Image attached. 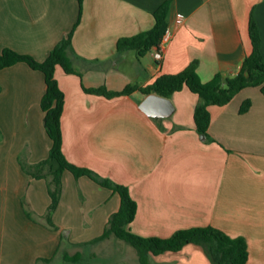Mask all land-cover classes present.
<instances>
[{
    "label": "crops",
    "instance_id": "1",
    "mask_svg": "<svg viewBox=\"0 0 264 264\" xmlns=\"http://www.w3.org/2000/svg\"><path fill=\"white\" fill-rule=\"evenodd\" d=\"M165 2L172 37L161 60H154V48L141 56L118 51L119 40L153 28V13ZM250 17L264 60V0H0V53L7 48L41 63L71 33L67 57L75 73L57 67L54 74L64 97L65 159L128 189L136 205L128 226L134 235L167 239L211 227L245 240L246 264H264V96L258 88L210 106L207 139L193 120L200 100L187 89L169 98L174 113L168 118L142 113L145 95L138 92L105 98L84 91L146 87L193 61L201 83L217 74L231 77L251 53ZM44 93L43 75L25 64L0 70V264H53L62 258L63 241L83 249L93 264L97 244L90 242L103 233L120 199L65 171L53 228L46 224L49 181L22 171L45 160L51 146L40 109ZM247 100L249 108L239 113ZM149 263L211 264L191 244L151 256Z\"/></svg>",
    "mask_w": 264,
    "mask_h": 264
},
{
    "label": "trees",
    "instance_id": "2",
    "mask_svg": "<svg viewBox=\"0 0 264 264\" xmlns=\"http://www.w3.org/2000/svg\"><path fill=\"white\" fill-rule=\"evenodd\" d=\"M80 4L83 0H77ZM169 3L162 4L154 13L153 28L143 34L117 42L118 51H136L139 56L155 48L167 27L166 16ZM248 35L251 42V53L247 55L238 72L231 77L215 75L207 83H201L196 68L197 62H191L184 70L173 75H160L146 87L127 86L121 92H109L104 88L84 90L88 94L113 98L128 96L133 92L141 95L156 94L169 99L174 93L187 89L196 95L200 103L195 107L193 120L196 132L207 139V129L210 124V106L222 107L227 105L234 96L245 88H258L264 96V60L260 52V35L252 17L248 23ZM71 33L60 40L49 52L44 62H37L32 57L21 55L11 49H3L0 53V70L17 64H25L31 70L43 75L45 93L40 100L43 113V127L50 140L48 156L38 164L29 166L26 172L35 180H48V195L50 205L45 218L46 224L53 228L51 214L56 209L61 193L62 174L67 171L75 178L87 177L99 186L116 193L120 206L112 214L103 233L90 242L95 245L110 238L117 239L132 247L137 254L139 264H150L151 256L164 253H175L186 245L200 247L211 264H246L248 252L243 238H230L221 231L206 227L177 231L167 239L142 238L134 235L128 228L132 222L136 205L131 199L128 189L101 179L90 170L78 168L70 164L62 153V137L60 118L63 110L64 97L55 79V69L60 67L65 74H74L67 52L71 47ZM250 106L247 100L242 103L239 113H244ZM63 264H90L80 253L68 256L62 253Z\"/></svg>",
    "mask_w": 264,
    "mask_h": 264
},
{
    "label": "rangeland",
    "instance_id": "3",
    "mask_svg": "<svg viewBox=\"0 0 264 264\" xmlns=\"http://www.w3.org/2000/svg\"><path fill=\"white\" fill-rule=\"evenodd\" d=\"M148 56V55H147ZM22 167L27 168V166L22 165ZM24 173L28 170L23 169ZM80 193V192H78ZM69 245L63 241L60 253L62 255L65 252L68 256H73L75 253L83 254V249L68 248ZM93 251L94 258L90 259L93 264H139L136 251L125 244L122 241L114 239L113 237L106 242L99 243L91 249ZM84 256V255H83ZM86 257H83V259ZM53 264H63L62 259H55Z\"/></svg>",
    "mask_w": 264,
    "mask_h": 264
},
{
    "label": "water",
    "instance_id": "4",
    "mask_svg": "<svg viewBox=\"0 0 264 264\" xmlns=\"http://www.w3.org/2000/svg\"><path fill=\"white\" fill-rule=\"evenodd\" d=\"M139 110L149 118H168L174 113L170 99L149 94L140 102Z\"/></svg>",
    "mask_w": 264,
    "mask_h": 264
},
{
    "label": "built area",
    "instance_id": "5",
    "mask_svg": "<svg viewBox=\"0 0 264 264\" xmlns=\"http://www.w3.org/2000/svg\"><path fill=\"white\" fill-rule=\"evenodd\" d=\"M175 22L177 24H180L182 22L181 18H176ZM172 37V30L170 27H166L164 30V33L158 43V45L154 48L153 58L155 61H160L162 58V52L164 50V47L169 43Z\"/></svg>",
    "mask_w": 264,
    "mask_h": 264
}]
</instances>
